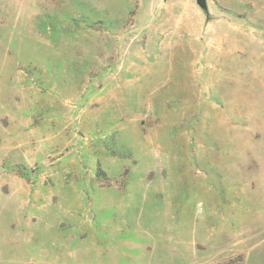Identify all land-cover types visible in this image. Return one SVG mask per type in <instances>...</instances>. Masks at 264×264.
<instances>
[{"label": "rangeland", "instance_id": "374dc122", "mask_svg": "<svg viewBox=\"0 0 264 264\" xmlns=\"http://www.w3.org/2000/svg\"><path fill=\"white\" fill-rule=\"evenodd\" d=\"M0 264H264V0H0Z\"/></svg>", "mask_w": 264, "mask_h": 264}, {"label": "water", "instance_id": "95a60500", "mask_svg": "<svg viewBox=\"0 0 264 264\" xmlns=\"http://www.w3.org/2000/svg\"><path fill=\"white\" fill-rule=\"evenodd\" d=\"M196 1L201 7H203V8L206 7V0H196Z\"/></svg>", "mask_w": 264, "mask_h": 264}]
</instances>
